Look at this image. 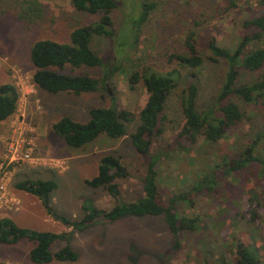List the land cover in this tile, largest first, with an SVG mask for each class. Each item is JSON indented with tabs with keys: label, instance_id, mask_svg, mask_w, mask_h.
Masks as SVG:
<instances>
[{
	"label": "rangeland",
	"instance_id": "obj_1",
	"mask_svg": "<svg viewBox=\"0 0 264 264\" xmlns=\"http://www.w3.org/2000/svg\"><path fill=\"white\" fill-rule=\"evenodd\" d=\"M115 1L118 4L112 14L115 36L95 37L92 48L106 66L113 61L117 72L106 81V66L76 69L72 71L75 75L88 74L97 79L99 90L82 95L68 92L54 95L36 87L34 94L19 107L27 126L36 131L35 157L39 159L19 165L11 173L9 189L20 201V209L11 211L9 218L19 227L57 234L71 231L47 215L39 198L16 188L26 180L56 182L52 206L59 215L72 221L83 218L85 204L90 208L112 209L115 202L104 190H94L86 184L98 175L100 160L109 154L121 158L129 172L126 179L118 180L123 199L132 202L143 197L146 159L138 154L130 138L138 122L127 125L128 135L121 140L101 136L83 149L69 147L52 127L64 116L87 122L93 108L114 107L118 112L130 110L138 115L146 105L148 92L143 82L131 90L130 77L135 71L176 73L178 85L168 99L164 114L165 132L155 140L151 150L153 156L163 154L158 169L165 199L181 191L189 193L194 184L199 185L198 177L203 176L199 170L208 171L218 162L223 165V159L241 153L263 125L264 100L246 105L235 96L230 101L241 107L247 119L230 130L226 139L217 143L199 140L191 150L185 144L188 152L175 140L185 124L181 96L189 85L199 89V111L217 103L227 65L223 60L216 63L209 59L210 39L214 37L220 46L234 50L244 33V22L263 14L261 0ZM147 5L151 7L150 14L141 23ZM93 22L95 19L77 11L71 0H0V87L15 85L16 76L31 86L35 72L30 59L32 45L45 39L67 43L71 31ZM190 31L196 33L204 57L200 68L171 60L172 55L187 53L185 40ZM259 47L264 48V37L260 43L251 44L249 50ZM263 72L264 68L258 73L242 71L239 84H249ZM19 111L0 123V159L12 136V125L16 123L18 127ZM249 171L239 178H224L217 187L213 186V191L203 187L200 194L192 196L194 206L178 203L180 216L198 217L204 225L195 233L172 234L163 216H128L115 222H100L86 232L75 234L69 242H55L52 254L70 247L78 258L74 262L53 260L49 264H221L223 260L236 264L239 243L258 253L264 261V178ZM253 191L259 193L258 205L257 200H252ZM35 246L29 239L1 245L0 261L33 264L30 254Z\"/></svg>",
	"mask_w": 264,
	"mask_h": 264
},
{
	"label": "trees",
	"instance_id": "obj_2",
	"mask_svg": "<svg viewBox=\"0 0 264 264\" xmlns=\"http://www.w3.org/2000/svg\"><path fill=\"white\" fill-rule=\"evenodd\" d=\"M71 1L77 11L89 14L95 19V22L79 26L71 31L67 43L45 39L35 42L31 47L30 59L35 68L33 82L38 90L54 95L64 92L82 95L98 91L100 82L97 79L88 74L75 75L72 71L82 68L94 70L106 66L104 60L93 50L92 43L98 36L106 38L115 36L112 16L118 6L115 0ZM260 5L264 9V0L260 1ZM150 8L148 5L145 6L140 18L141 23L148 19ZM243 26L244 33L234 50L220 46L214 37L208 43L211 54L209 59L216 63L223 60L227 65L216 105L206 111H199L197 108L199 89L194 84L189 85L182 93L181 103L185 124L175 140L185 151H187L185 144L191 150L198 145L199 140H204L206 143L220 142L227 138L230 130L246 121V113L237 103L230 101L232 97H238L246 105L257 104L264 100V72L249 84H239L242 71L258 73L264 68V48L249 50L251 44L260 43L264 37V12L254 19L245 21ZM185 46L187 53L172 55L171 60L176 59L181 65L190 68L202 67L204 57L200 52L197 35L194 31H190L186 35ZM117 69L113 61L107 64L106 81L112 73L117 72ZM141 82L148 92V100L138 115L130 110L118 112L114 107L93 108L87 122L76 121L64 116L57 120L52 127L69 147L83 149L101 136L112 140H121L128 135L127 125L138 122L137 129L130 138L138 154L146 159L147 173L143 181V197L132 202L123 199L118 180L126 179L129 172L121 158L113 154L102 157L98 175L87 180L86 184L94 190H104L114 200L115 206L110 210H105L97 207L90 208L85 204L82 206L84 216L79 221H72L61 216L53 208L51 195L57 188L56 182L26 180L17 184L16 188L39 198L47 215L57 222H61L71 231L61 234L38 232L19 227L10 218H2L0 219V246L16 244L23 239H29L36 245L30 254L33 264H49L53 260L74 262L78 256L70 247H66L57 254H52V245L59 241L69 242L75 234L86 232L100 222H115L128 216L138 218L163 216L172 234L178 236L182 231L195 233L201 226L203 229L204 225H201L198 217L180 216L177 211L178 203L184 202L189 206H194L195 201L192 196L196 193L200 194L203 187L214 190L213 186L217 187L224 178L228 176L239 178L250 168L249 172L264 178L263 122L262 127L257 129L252 141L241 153L223 159V165L218 162L215 166H210L208 171L199 170L203 173V176L201 175L196 180L200 186L194 184V188L189 193L181 191L182 193L179 192L177 195L165 199L160 187V171L158 169L163 154L153 156L151 150L155 140L165 132L163 121L167 102L178 82L175 71L159 74L150 69H145L143 74L135 71L131 75V90H134ZM19 100L20 93L14 84H5L0 87V122H5L16 114ZM211 173H214L213 176L210 175ZM253 192L252 200L253 202L257 200L258 205L259 193ZM252 216L255 215L252 214ZM237 246L236 264H264L258 253L242 243ZM177 247H180V243L177 244ZM221 264L227 263L223 260Z\"/></svg>",
	"mask_w": 264,
	"mask_h": 264
},
{
	"label": "built area",
	"instance_id": "obj_3",
	"mask_svg": "<svg viewBox=\"0 0 264 264\" xmlns=\"http://www.w3.org/2000/svg\"><path fill=\"white\" fill-rule=\"evenodd\" d=\"M16 79L15 85L20 93L17 114L23 101H26L30 95L34 94L36 85L33 83L31 86H27L21 76H16ZM19 112L20 114L17 116L18 127L16 123L12 125V136L9 138L4 154L0 159V212L20 209V201L11 193L7 183V179L13 169L19 165L39 160L35 157L36 131L27 126L25 114H21V111ZM0 264L11 263L0 261Z\"/></svg>",
	"mask_w": 264,
	"mask_h": 264
},
{
	"label": "crops",
	"instance_id": "obj_4",
	"mask_svg": "<svg viewBox=\"0 0 264 264\" xmlns=\"http://www.w3.org/2000/svg\"><path fill=\"white\" fill-rule=\"evenodd\" d=\"M1 123V122H0ZM12 173V172H11ZM11 180H12V177H11V174L9 175L8 179H7V183H8V186L10 187L11 185ZM11 189V188H10ZM9 213H11V210H5V211H2L0 212V219L2 218H9ZM11 219V218H10Z\"/></svg>",
	"mask_w": 264,
	"mask_h": 264
}]
</instances>
